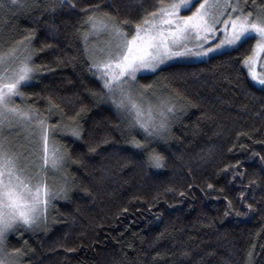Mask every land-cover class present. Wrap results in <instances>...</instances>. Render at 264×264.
Instances as JSON below:
<instances>
[{"label": "trees", "instance_id": "obj_1", "mask_svg": "<svg viewBox=\"0 0 264 264\" xmlns=\"http://www.w3.org/2000/svg\"><path fill=\"white\" fill-rule=\"evenodd\" d=\"M169 1L0 0V54L32 51L14 102L64 153L38 225L5 240L15 264H264V88L244 67L254 37L140 75L176 109L156 134L110 103L83 47L88 21L130 36ZM239 3L264 13V0Z\"/></svg>", "mask_w": 264, "mask_h": 264}, {"label": "rangeland", "instance_id": "obj_2", "mask_svg": "<svg viewBox=\"0 0 264 264\" xmlns=\"http://www.w3.org/2000/svg\"><path fill=\"white\" fill-rule=\"evenodd\" d=\"M196 2V4H195ZM195 4V5H194ZM105 17L88 21L83 47L110 103L151 134L167 131L176 111L158 85L138 81L173 62L206 59L254 37L244 62L251 82L264 88V13L249 14L239 0H170L135 27ZM0 54V264H15L4 248L19 226L38 225L50 195L62 188L64 153L46 122L24 115L14 98L32 75L28 44Z\"/></svg>", "mask_w": 264, "mask_h": 264}]
</instances>
